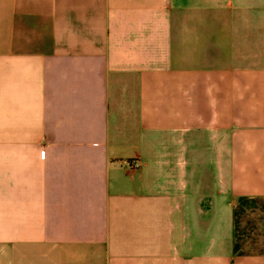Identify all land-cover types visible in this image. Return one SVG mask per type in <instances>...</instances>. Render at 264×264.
I'll return each mask as SVG.
<instances>
[{"label": "crops", "instance_id": "obj_1", "mask_svg": "<svg viewBox=\"0 0 264 264\" xmlns=\"http://www.w3.org/2000/svg\"><path fill=\"white\" fill-rule=\"evenodd\" d=\"M0 264H264V0H0Z\"/></svg>", "mask_w": 264, "mask_h": 264}, {"label": "built area", "instance_id": "obj_2", "mask_svg": "<svg viewBox=\"0 0 264 264\" xmlns=\"http://www.w3.org/2000/svg\"><path fill=\"white\" fill-rule=\"evenodd\" d=\"M42 155L43 156L45 155V152L44 151L42 152ZM134 166H139V163H134Z\"/></svg>", "mask_w": 264, "mask_h": 264}]
</instances>
